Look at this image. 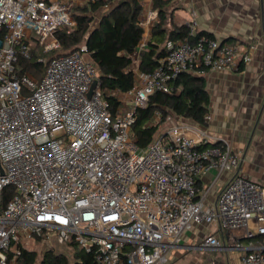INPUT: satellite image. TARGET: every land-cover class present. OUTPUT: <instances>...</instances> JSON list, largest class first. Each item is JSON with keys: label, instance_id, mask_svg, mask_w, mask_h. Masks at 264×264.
Returning <instances> with one entry per match:
<instances>
[{"label": "built area", "instance_id": "2783aa9c", "mask_svg": "<svg viewBox=\"0 0 264 264\" xmlns=\"http://www.w3.org/2000/svg\"><path fill=\"white\" fill-rule=\"evenodd\" d=\"M79 1L0 0V264H21L22 243L49 241L50 234L95 264H168L193 224L264 236V188L242 173L228 140L170 114L147 146L130 136L137 110L154 92L177 93L172 83L184 73L247 65L255 46L220 44L198 35L191 20L187 36L168 40L166 57L150 73L138 67L149 38L143 33L130 56L134 83L126 92L100 88L84 45L46 61L40 79L18 74V56L29 58L33 43L43 53L59 47L55 33L75 26L71 12ZM157 20V11L145 8L138 25L149 31ZM104 95L116 99L115 114ZM160 119L157 112L146 126ZM210 171L214 182L225 172L229 179L207 205L198 181ZM6 189L12 193L4 201ZM199 247L222 248L211 235ZM225 249L238 252L241 264H264V246Z\"/></svg>", "mask_w": 264, "mask_h": 264}, {"label": "crops", "instance_id": "0c3cea01", "mask_svg": "<svg viewBox=\"0 0 264 264\" xmlns=\"http://www.w3.org/2000/svg\"><path fill=\"white\" fill-rule=\"evenodd\" d=\"M117 1L107 3L101 10ZM88 2L80 0L76 6ZM140 4L139 17L143 9L153 8L152 0H141ZM167 9L168 28L171 24L186 26L195 20L198 32L209 34L220 44L255 46L247 65L240 64L236 70L201 72L209 97L206 113L209 120L202 127L211 135L228 140L233 151L242 152V162L245 161L242 173L264 188V165L260 168L256 165V161L263 159L260 152H264V0H169ZM151 29L143 32L144 35L150 37ZM215 175L210 171L198 181L199 194H205L207 205L215 201L229 179V173L225 172L214 182ZM209 235L218 240L221 249L199 247L201 240ZM234 244L244 249L264 246V236L247 238L244 229L226 232L214 225L193 224L182 234L179 245L169 251L168 264H241L238 252L225 249ZM74 246H65L71 258L61 254L68 262L73 261Z\"/></svg>", "mask_w": 264, "mask_h": 264}, {"label": "trees", "instance_id": "16d2710c", "mask_svg": "<svg viewBox=\"0 0 264 264\" xmlns=\"http://www.w3.org/2000/svg\"><path fill=\"white\" fill-rule=\"evenodd\" d=\"M141 0H118L110 8L101 10L107 3L96 1L88 2L82 6H75L71 17L75 26L67 31L61 29L55 33V38L61 48V54L53 55L55 50L43 53L33 43L30 57L25 59L18 56L16 70L18 74L28 73L40 79L44 73L45 65L39 62V58L46 61L67 55L84 45L87 49L86 61L91 63L98 73V81L101 89L126 92L133 83L134 78L128 67L131 64L130 56L136 51L142 40L143 30L138 25V17L141 12ZM169 0H152L153 8L158 13V21L151 29L146 49L139 53V70L143 73L152 72L166 57L165 44L168 40L183 39L188 34L187 26L172 25L168 28L169 12L167 4ZM100 12L96 26H92L94 13ZM4 29H0V38ZM212 38L209 34L198 32ZM57 48V49H58ZM174 89L179 88L177 93L162 94L154 92L149 96L144 109L137 110L135 122L131 126L130 136L140 147L150 144L159 132V124H166L167 115H173L183 121L194 125L204 126V116L207 113L209 97L205 90L202 75L181 74L172 83ZM112 114L116 112L117 101L115 98L104 95ZM159 112L161 119L152 126H146L153 114ZM167 128V126H166ZM166 130V129H165ZM164 130V131H165ZM5 200L12 191L6 189ZM21 249L19 263L36 264L35 252ZM72 264H95L91 255L74 246ZM41 264H69L67 258L61 254L46 251L40 262Z\"/></svg>", "mask_w": 264, "mask_h": 264}, {"label": "rangeland", "instance_id": "374dc122", "mask_svg": "<svg viewBox=\"0 0 264 264\" xmlns=\"http://www.w3.org/2000/svg\"><path fill=\"white\" fill-rule=\"evenodd\" d=\"M100 12H96L94 13V21L92 23V26H96L97 22H98V18H99ZM61 54V48L55 49V51L53 52V54L49 55L48 58L50 56L53 55H59ZM46 59L43 60L42 65H45L44 63H46ZM159 132H163L166 129V124H159L158 126ZM252 151V150H251ZM250 151V152H251ZM242 153V152H241ZM240 152H238L239 156L242 157V154ZM260 155L263 157V159L261 160V162H257L256 161V165L258 168H260V166L263 164L264 165V152H260ZM245 161L241 162V169L244 167ZM258 182H260L258 180ZM262 183V182H260ZM56 235L55 234H50V238L49 241H43V240H36V241H28V242H23L22 245H24V248L28 251H32L35 252V254L37 255V263L40 261V259H42L43 254L46 251H52L54 254H67L70 257V253L69 251L65 248V246L59 245L56 241ZM72 259L69 260V264H72Z\"/></svg>", "mask_w": 264, "mask_h": 264}, {"label": "water", "instance_id": "95a60500", "mask_svg": "<svg viewBox=\"0 0 264 264\" xmlns=\"http://www.w3.org/2000/svg\"><path fill=\"white\" fill-rule=\"evenodd\" d=\"M95 84H96V82H94V83L92 84V86H91V88H90V91L88 92V96H90V95L92 94V92H93V90H94V88H95Z\"/></svg>", "mask_w": 264, "mask_h": 264}]
</instances>
